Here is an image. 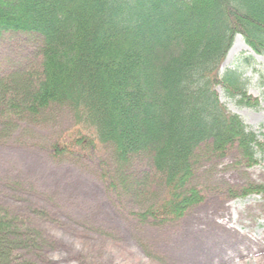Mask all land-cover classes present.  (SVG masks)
<instances>
[{"label":"trees","instance_id":"trees-1","mask_svg":"<svg viewBox=\"0 0 264 264\" xmlns=\"http://www.w3.org/2000/svg\"><path fill=\"white\" fill-rule=\"evenodd\" d=\"M11 1L0 0V35L38 30L45 45L27 73L0 79L1 136L38 123L52 105L69 106L73 134L53 155L74 158L111 143L117 168L104 169L102 180L136 199L141 208L131 214L141 223L179 221L206 200L192 183L193 159L237 150L239 165L252 167L264 157V126L256 131L230 112L217 90L259 105L242 76L221 74V65L237 34L264 55V0ZM135 158L148 166L140 180L131 173ZM263 192L254 183L229 189L232 197ZM8 205L0 201V264H35L24 254L42 255L56 241L47 210Z\"/></svg>","mask_w":264,"mask_h":264},{"label":"rangeland","instance_id":"rangeland-1","mask_svg":"<svg viewBox=\"0 0 264 264\" xmlns=\"http://www.w3.org/2000/svg\"><path fill=\"white\" fill-rule=\"evenodd\" d=\"M38 43L34 32L0 35V75L28 65ZM244 45L250 48L237 35L221 74L240 73L259 105L240 104L220 86L218 92L229 111L258 131L264 125V55ZM73 127L70 107L59 105L44 112L39 123L24 122L7 138L0 134V184L6 185H0V201L25 213L46 209L43 219L51 222L46 228L56 236L53 247L33 254L39 264H264V194L237 198L229 193L250 183L264 187V157L241 167L240 154L232 150L224 159L206 162L194 180L206 200L181 220L158 226L131 214L141 208L134 197L107 190L102 174L114 168L112 146L99 144L74 158L51 156L52 145L68 140ZM147 167L135 158L131 173L140 180ZM20 182L23 188L17 191Z\"/></svg>","mask_w":264,"mask_h":264},{"label":"bare ground","instance_id":"bare-ground-1","mask_svg":"<svg viewBox=\"0 0 264 264\" xmlns=\"http://www.w3.org/2000/svg\"><path fill=\"white\" fill-rule=\"evenodd\" d=\"M178 3V5H175V6H182V4H181V2H177ZM185 30H191V28H190V26H186L185 28H184ZM5 32H22V31H19V30H16V29H13V30H10V31H5ZM4 32V33H5ZM23 32H25V31H23ZM34 33H36V34H38L39 35V37H40V39H41V43H38V45H37V47H36V50L34 51V56H33V59L31 60V62L28 64V65H25V66H20V67H14V68H12V69H10V71L9 72H7V73H3V75H0V79H2L3 77H7V76H9V75H14V74H16V73H21V72H24L25 70V73H27L29 70H27L28 69V67H32L33 65V63L35 62V61H38V59H42L43 58V56H42V54H43V48H44V45H45V37H44V35L40 32V31H35ZM244 49H246V50H249V48L246 46V45H244ZM234 50H235V46L233 47V50L231 51V52H234ZM229 71H232V70H229ZM226 72H228V71H226ZM225 72V73H226ZM233 72H236L237 73V71L235 70V71H233ZM224 73V74H225ZM223 74V73H222ZM237 74H240V73H237ZM240 76H242L241 74H240ZM3 79H5V78H3ZM53 106H59V105H52L51 107H49V108H47V110H45V111H43L42 112V115H43V113L44 112H46V111H48V110H50ZM64 106V105H63ZM69 107V106H68ZM70 110H71V117H72V119H73V121H74V113H73V111H72V109L70 108ZM41 115V116H42ZM40 122V121H39ZM38 122V123H39ZM19 128V127H18ZM17 128V129H18ZM16 129V130H17ZM60 141H65V142H67V140H65V139H62V138H60L57 142H55L53 145H52V149H51V156L54 158V159H56L55 158V156L53 155V152H52V150H53V146L56 144V143H58V142H60ZM99 145V144H98ZM102 145V144H101ZM104 145H110V146H112L111 145V143H108V142H106ZM94 148H96V146L94 147ZM94 148H92V149H94ZM112 148H113V146H112ZM91 150V149H90ZM113 151H114V148H113ZM87 152V151H86ZM115 153V152H114ZM113 156H114V159H113V167L114 168H117V163L115 162L116 161V158H115V154H113ZM141 159V158H140ZM57 160H59V159H57ZM206 162H212V161H210V160H208V159H205V158H195V159H193L192 160V168H193V170L191 169V172L192 173H194L195 174V176H194V179H192V183H193V186H197L198 188H200L204 193H205V190H204V188L202 187V186H200V185H196L195 183H194V180H195V177H196V174H197V171L203 166V165H206ZM17 185H20V187H16L17 189V191H19L20 189H22L23 188V184H21V182L20 183H18ZM109 192H110V190L109 189H107ZM249 196V195H248ZM248 196H245V197H248ZM151 198V196H149V200L151 201H153L154 202V200L156 199V193H154V194H152V199H150ZM240 198H244V197H240ZM148 200V201H149ZM42 208L41 207H36V208H34L33 207V211L34 212H32V215H34L35 214V211H38V210H41ZM27 255V256H26ZM26 256V258H28V259H33V257L32 256H30L29 254H24V257ZM33 260H35V259H33ZM35 264H39V262H36Z\"/></svg>","mask_w":264,"mask_h":264}]
</instances>
